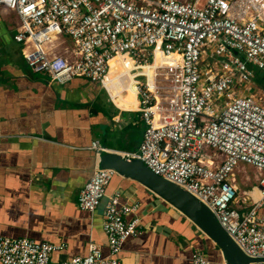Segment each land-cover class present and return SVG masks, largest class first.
<instances>
[{
    "label": "built area",
    "instance_id": "2783aa9c",
    "mask_svg": "<svg viewBox=\"0 0 264 264\" xmlns=\"http://www.w3.org/2000/svg\"><path fill=\"white\" fill-rule=\"evenodd\" d=\"M0 11L16 16L14 41L29 68L54 83L87 79L113 102L111 61L131 64L116 85L126 94L123 81L131 76L130 110L144 130L137 152L118 153L196 198L250 264H264V104L252 91V69L264 76V0H0ZM61 37L71 51L57 50ZM90 149L107 151L97 141ZM243 166L258 174L256 198L238 197L236 172ZM115 175L95 169L79 208L92 215ZM121 198L107 197L102 213L108 257L90 243L86 256L52 263L63 245L0 237V264H124L115 256L141 228L137 217L125 220L138 205ZM191 262L210 264L199 251Z\"/></svg>",
    "mask_w": 264,
    "mask_h": 264
},
{
    "label": "crops",
    "instance_id": "0c3cea01",
    "mask_svg": "<svg viewBox=\"0 0 264 264\" xmlns=\"http://www.w3.org/2000/svg\"><path fill=\"white\" fill-rule=\"evenodd\" d=\"M17 28L16 16L0 11V237L63 245L51 254L52 263L86 256L90 243L108 257L102 213L107 197L118 192L122 202L138 205L125 220L137 217L141 230L125 240L116 259L124 264H192V253L199 251L210 264H225L220 249L193 223L128 178L113 177L92 215L79 208V193L97 169L92 142L107 151H138L144 123L130 110L136 105L132 78L123 81L130 86L127 98L115 96L114 103L87 79L54 83L29 68L21 43L14 41ZM60 40L58 51L72 50L69 39ZM66 42L71 48H59ZM113 84L107 83L109 93ZM245 168L250 167L236 172L240 190L237 177ZM245 172L244 191L256 198L258 174L254 170L252 184Z\"/></svg>",
    "mask_w": 264,
    "mask_h": 264
},
{
    "label": "water",
    "instance_id": "95a60500",
    "mask_svg": "<svg viewBox=\"0 0 264 264\" xmlns=\"http://www.w3.org/2000/svg\"><path fill=\"white\" fill-rule=\"evenodd\" d=\"M96 167L97 169L113 170L116 175L137 182L178 211L215 243L221 251L225 264L255 262L239 250L205 205L188 192L152 173L141 161L127 162L116 151H104L97 155Z\"/></svg>",
    "mask_w": 264,
    "mask_h": 264
},
{
    "label": "rangeland",
    "instance_id": "374dc122",
    "mask_svg": "<svg viewBox=\"0 0 264 264\" xmlns=\"http://www.w3.org/2000/svg\"><path fill=\"white\" fill-rule=\"evenodd\" d=\"M59 42H61V40L58 41L57 43H59ZM60 45H61V47L67 46L68 48H71V44L69 42L59 44V48H61ZM116 64H118V63H116ZM130 67H131V64L123 65V69L119 68L118 66H115L112 69V73L109 76L110 80H113V81L118 80V78H119L118 76H122V75L126 74L127 69L129 70ZM252 71L255 75H261L260 71L258 69H256L255 67L252 69ZM129 78L130 77H128V80H129ZM113 86H114V88L110 90V95L113 98L115 96H122V94L120 93V87H118L116 84H113ZM263 86L264 85H262V84L260 85L259 83L257 84L256 82H254L252 91L257 97L261 98V100L263 101V104H264V87ZM123 88H128L127 93L129 94L130 86L128 87V85H127L126 87L124 86ZM123 96H125L127 98L128 95H123ZM243 171H246L245 173L250 177L251 183L255 184L254 180H253L254 170L252 168H245L244 170H241L240 174L237 177V180L239 182V186L241 187V190H240L239 195H238L239 198H242L243 193L247 192V191H244L245 181L242 178Z\"/></svg>",
    "mask_w": 264,
    "mask_h": 264
},
{
    "label": "bare ground",
    "instance_id": "6f19581e",
    "mask_svg": "<svg viewBox=\"0 0 264 264\" xmlns=\"http://www.w3.org/2000/svg\"><path fill=\"white\" fill-rule=\"evenodd\" d=\"M117 59H115V60H112L111 61V64L113 65V67L114 66H118L119 68H121V69H123V63L121 64L120 62L118 63V64H116L117 63V61H116ZM160 60H157L156 61V63H158ZM145 71L150 75V76H153V72L151 71V68H147V69H145ZM147 74V75H148ZM133 84V83H132ZM113 88H114V86H113ZM134 88V87H133ZM108 89V88H107ZM124 95H128V93H126V94H124Z\"/></svg>",
    "mask_w": 264,
    "mask_h": 264
},
{
    "label": "trees",
    "instance_id": "16d2710c",
    "mask_svg": "<svg viewBox=\"0 0 264 264\" xmlns=\"http://www.w3.org/2000/svg\"><path fill=\"white\" fill-rule=\"evenodd\" d=\"M261 75H255L254 74V82H256L257 84L259 83L260 85H264V76L263 74L260 72ZM264 87V86H263Z\"/></svg>",
    "mask_w": 264,
    "mask_h": 264
}]
</instances>
